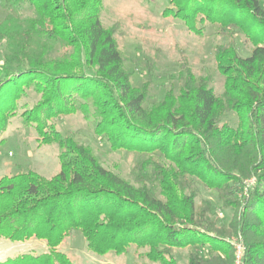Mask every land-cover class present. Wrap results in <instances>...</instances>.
<instances>
[{"label":"trees","instance_id":"obj_1","mask_svg":"<svg viewBox=\"0 0 264 264\" xmlns=\"http://www.w3.org/2000/svg\"><path fill=\"white\" fill-rule=\"evenodd\" d=\"M0 133L20 99H40L23 112L36 123L42 144L60 146V169L46 178L29 169L0 177V239L44 240L41 254L0 264H76L58 249L81 230L89 250L106 255L147 248L146 264H181L175 248L192 246L187 264H234L228 236L241 232L242 264H264V2L263 0H168L164 16L182 19L195 33L217 24L229 41L216 47L225 76L222 96L191 69L178 92L146 107L147 90L136 87L114 29L100 19L103 0H0ZM32 8V15L24 10ZM237 30L252 52L238 54ZM81 111L113 149L148 155L145 170L161 188L136 186L105 168L92 150L56 130L54 119ZM238 115L237 127L220 118ZM95 120V121H96ZM49 128V130L47 129ZM1 142V141H0ZM146 173L141 176L145 178ZM254 176L244 199L245 179ZM216 190L234 209L227 227L196 202L195 183ZM144 182V181H143Z\"/></svg>","mask_w":264,"mask_h":264},{"label":"rangeland","instance_id":"obj_2","mask_svg":"<svg viewBox=\"0 0 264 264\" xmlns=\"http://www.w3.org/2000/svg\"><path fill=\"white\" fill-rule=\"evenodd\" d=\"M168 0H103L100 19L103 24L114 29L119 48L125 58L124 66L131 72L132 83L147 90L146 107L161 101L168 90L176 92L183 85L184 72L191 69L196 75L208 78L217 95L222 96L225 90V76L218 70L216 47L229 41L228 36L218 33V25H208L204 34L192 31L180 18L164 16ZM25 15L34 13L32 8L24 10ZM8 15L0 5V22ZM238 54L248 56L252 52L253 42L243 31L235 33ZM8 53L6 43H0V63H3ZM40 95L34 90H27L18 104L15 115L9 118L6 127L0 133V177L19 171L35 170L43 177L49 178L61 166L60 146L57 143L42 144L36 123H26L23 112L31 108ZM96 120V119H95ZM86 117L81 111L60 115L54 119L55 128L64 136H72L78 143L89 147L93 155L108 170L129 180L136 186L146 184L157 196L161 197L160 185L150 180V167L145 170L148 155L124 149H113L110 142L96 131L97 120ZM220 122H227L232 127L239 123L234 111H227ZM49 130V128H47ZM146 173L145 178L141 176ZM245 179L244 193L250 180ZM144 181V182H143ZM249 183H246V182ZM254 185V184H253ZM250 186L251 183H250ZM198 190L196 202L203 200L210 204V216L219 226L227 227L234 217V209L224 207L218 192L199 183L194 188ZM232 240L234 264L238 261L236 242L244 241L243 234L237 232L228 236ZM76 264H146L147 248L133 245L128 254L118 255L110 252L98 255L88 248L87 241L81 230L75 231L61 246ZM49 247L44 240L31 238L26 241H11L0 239V261L19 255L33 253L41 254ZM195 251L192 246L175 248V255L181 264H187ZM245 246L240 256L243 262Z\"/></svg>","mask_w":264,"mask_h":264},{"label":"built area","instance_id":"obj_3","mask_svg":"<svg viewBox=\"0 0 264 264\" xmlns=\"http://www.w3.org/2000/svg\"><path fill=\"white\" fill-rule=\"evenodd\" d=\"M263 2H264V0H263ZM246 183H249V182L247 181ZM250 183H251V185H253V184L256 183V180L253 178L252 180H250ZM250 183L248 184L249 187H250ZM230 242L233 243L232 240H231ZM233 244H234V243H233ZM235 246H236V249H237V252H238V253H237V254H238V261H237V264H242V262H240V256H241V253H243L244 243H243V241L241 240V241H239V242H236Z\"/></svg>","mask_w":264,"mask_h":264},{"label":"crops","instance_id":"obj_4","mask_svg":"<svg viewBox=\"0 0 264 264\" xmlns=\"http://www.w3.org/2000/svg\"><path fill=\"white\" fill-rule=\"evenodd\" d=\"M3 261V260H2ZM2 261H0V262H2Z\"/></svg>","mask_w":264,"mask_h":264}]
</instances>
